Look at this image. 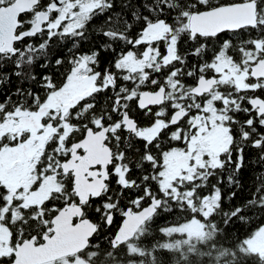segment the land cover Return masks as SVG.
Masks as SVG:
<instances>
[{"label":"snow or ice","instance_id":"1","mask_svg":"<svg viewBox=\"0 0 264 264\" xmlns=\"http://www.w3.org/2000/svg\"><path fill=\"white\" fill-rule=\"evenodd\" d=\"M4 67L0 264H264V0H0Z\"/></svg>","mask_w":264,"mask_h":264},{"label":"trees","instance_id":"2","mask_svg":"<svg viewBox=\"0 0 264 264\" xmlns=\"http://www.w3.org/2000/svg\"><path fill=\"white\" fill-rule=\"evenodd\" d=\"M97 23H99V21H97ZM88 42L91 45L94 44V46H95L96 43L101 42V39L98 35H92ZM59 47H60L59 44L55 45V48H59ZM53 50H55V49H53ZM65 51H66V48H65ZM37 70L41 71V69L39 67L36 68V72H37ZM0 72H6V71H0ZM19 83H20V81H18L15 77L12 78L11 85H13L14 90H15L16 85ZM3 92L6 94L8 92V88L4 87ZM1 98H4L3 94H0V99ZM255 157H256V152L253 151L251 159L254 160ZM258 172H260L259 168L255 167L253 165H250L246 170H244L241 173V177H240L241 187H239V188L230 187L227 184V182L222 185V195L225 197L223 207L225 208V210H228L230 208H234L237 205L243 204L245 201H247L248 199L251 198L253 187H254V184L256 183V181L254 180V174H256ZM137 175H139V173L133 174V176H137ZM153 187L155 188V186H153ZM232 192H235L236 196L229 201L227 199V197H229ZM180 215H181L180 213H175V212L174 213H162L155 220L153 227L159 228L161 226H166V222L169 224L175 223L177 220L180 219ZM262 221H264V215L257 214V215L252 217V223L250 226L237 223L235 225L229 226L227 228V232L231 236H234L236 234L243 236L245 234V232L249 229V227L255 228ZM156 239H163V237L158 232H156V233H154V238L150 237L147 241H145V243L147 244V243L155 242Z\"/></svg>","mask_w":264,"mask_h":264},{"label":"flooded vegetation","instance_id":"3","mask_svg":"<svg viewBox=\"0 0 264 264\" xmlns=\"http://www.w3.org/2000/svg\"><path fill=\"white\" fill-rule=\"evenodd\" d=\"M93 35H98V34H95L94 33ZM98 36L101 39V42L100 43H96L95 46H94V44L91 45L89 42H82L81 43V46H80V51L87 52L89 49H91L93 47L100 48L101 45L103 43H105V38L103 36H100V35H98ZM65 54H66V51H65ZM113 55H114L113 53L101 51V53H100V61H101V63H100V66H99V70H103L112 61ZM36 68H35V72H36ZM0 71H6V72H8V71H10V68H8V67L0 68ZM37 72H36L37 73V76L39 77L40 71L37 70ZM188 82L189 83H192L191 80H189ZM19 84H17V85H19ZM20 86H22V87H29V84L28 83H25V84L20 85ZM11 89H12V91H14L13 85H11ZM37 90H39V89H37ZM8 91H9V89H8ZM2 99L3 98H1L0 100H2ZM242 118H243V116H242ZM253 151H255V150H250L249 151V153H248L249 158H252ZM225 183H226V181H225ZM221 188H222V185H221ZM139 194H140V192L138 190H136V189H133V190L127 192L125 194V198L121 201V206L122 207H124V206H131L130 205V200L131 199H134ZM120 220H121V218L117 215V217H116V223H117V225L120 223Z\"/></svg>","mask_w":264,"mask_h":264},{"label":"water","instance_id":"4","mask_svg":"<svg viewBox=\"0 0 264 264\" xmlns=\"http://www.w3.org/2000/svg\"><path fill=\"white\" fill-rule=\"evenodd\" d=\"M146 206V205H145Z\"/></svg>","mask_w":264,"mask_h":264}]
</instances>
